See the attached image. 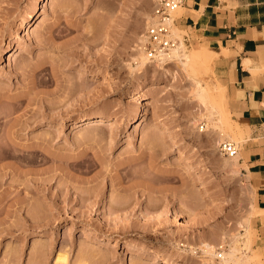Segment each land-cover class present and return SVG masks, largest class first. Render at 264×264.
Returning <instances> with one entry per match:
<instances>
[{
	"label": "rangeland",
	"instance_id": "374dc122",
	"mask_svg": "<svg viewBox=\"0 0 264 264\" xmlns=\"http://www.w3.org/2000/svg\"><path fill=\"white\" fill-rule=\"evenodd\" d=\"M157 2L0 0V264H56L59 253V264H166L158 253L226 264L232 248L254 256L256 184L219 148L234 141L241 156L250 132L222 135L208 121L196 81L218 109L225 89L207 48L208 65L193 72L174 57L141 65Z\"/></svg>",
	"mask_w": 264,
	"mask_h": 264
},
{
	"label": "crops",
	"instance_id": "0c3cea01",
	"mask_svg": "<svg viewBox=\"0 0 264 264\" xmlns=\"http://www.w3.org/2000/svg\"><path fill=\"white\" fill-rule=\"evenodd\" d=\"M175 25L189 46L214 54L211 73L225 89L231 118L243 135L250 132L240 158L264 210V147L254 143L264 139V0H186ZM254 230L253 250L264 264V212L255 217Z\"/></svg>",
	"mask_w": 264,
	"mask_h": 264
},
{
	"label": "bare ground",
	"instance_id": "6f19581e",
	"mask_svg": "<svg viewBox=\"0 0 264 264\" xmlns=\"http://www.w3.org/2000/svg\"><path fill=\"white\" fill-rule=\"evenodd\" d=\"M42 1L45 2L46 0H42ZM179 13H180V9H179ZM175 14H176V12H175ZM39 18H40V16L38 15V12H37L32 19L33 24L36 23ZM184 49H183L182 44H181V46H179L178 48L173 50V52L168 57H164L159 62H164L169 57L179 58L183 64V66L186 68V70L191 72L200 63L201 64L204 63L205 65H208V57L213 56V54L211 55L207 49H203V50H199V51L193 50V51H189V53L185 51L186 49L185 50ZM11 53H12V51L8 52V54H10V56H12ZM209 54H210V56H209ZM10 56L8 58H10ZM140 59H141V65L144 64L147 60H149V58L145 54V51L141 52ZM196 95L206 107V110L208 112V121L211 122L215 126L218 124H222L221 126L218 125L220 127V130L223 133L222 135L228 134L227 136H230V133L233 132L232 126L234 125V127H236V129H238V131L236 130L238 133L237 132L236 133L240 137L243 136V131H242L241 127L237 123H235L234 120H232V118H231V113L228 110L225 98H223V101L221 103L222 106L220 105L221 107L218 109V107H217L218 105L216 106V100H215V96H214L215 94L213 93V89L209 85L208 86L201 85L198 81H196ZM219 98H218V100H219ZM218 102H220V101H218ZM151 104H152V101H150V99H148L147 102L144 104V107L151 106ZM220 109H222V111H223L222 113L219 112ZM221 115H223V116H221ZM216 116L219 117V119L217 121L214 120V117H216ZM155 117H156L155 120H157L158 124H160V126L164 130L170 132V135H176L177 134V130L173 126H171L169 123L163 121L159 116L156 115ZM221 117H222V119H221ZM95 118L96 119H94V120H96V121H92V122H101L103 120L102 117H95ZM90 120L91 119H89V118L85 119V121H82V123L90 121ZM75 126L77 127L78 125L76 124ZM38 147H40V146H38ZM178 147L181 151L185 150V147H182L181 145H178ZM239 158H240V153H238L234 157V161L238 162ZM183 162L184 163H192L190 157H188L186 155L183 156ZM256 212L258 214V213L264 212V210L257 209ZM245 242L248 245H250L251 239L248 238L247 241H245ZM237 252L239 253L240 251L236 248H232L229 251L222 252L221 256L223 258L221 260L224 261L226 264H232V263H234V264H251V258L252 257H257V258L260 257L256 253L254 254V256H252L253 254L252 255L246 254L245 256L241 255L242 256L241 257L237 254ZM158 256L160 258H162L166 264H174L173 259H171L170 256L165 255L163 253H158ZM61 260H66V256H65V254L59 253L55 258L56 264H59V262L61 263Z\"/></svg>",
	"mask_w": 264,
	"mask_h": 264
},
{
	"label": "built area",
	"instance_id": "2783aa9c",
	"mask_svg": "<svg viewBox=\"0 0 264 264\" xmlns=\"http://www.w3.org/2000/svg\"><path fill=\"white\" fill-rule=\"evenodd\" d=\"M185 3L186 0H158L154 6L144 34V51L149 60L159 62L182 43L186 45V39L181 40L173 31L177 19L173 14ZM219 148L228 158L235 157L240 151L239 145L231 140H223Z\"/></svg>",
	"mask_w": 264,
	"mask_h": 264
}]
</instances>
